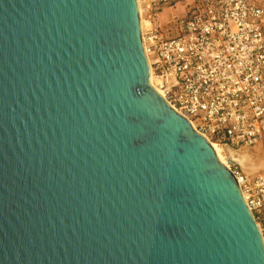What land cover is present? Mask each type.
<instances>
[{
  "label": "water",
  "instance_id": "obj_1",
  "mask_svg": "<svg viewBox=\"0 0 264 264\" xmlns=\"http://www.w3.org/2000/svg\"><path fill=\"white\" fill-rule=\"evenodd\" d=\"M0 264H264L233 175L150 84L136 0H0Z\"/></svg>",
  "mask_w": 264,
  "mask_h": 264
},
{
  "label": "built area",
  "instance_id": "obj_2",
  "mask_svg": "<svg viewBox=\"0 0 264 264\" xmlns=\"http://www.w3.org/2000/svg\"><path fill=\"white\" fill-rule=\"evenodd\" d=\"M173 1L136 0L152 86L225 158L264 146V0H184L161 21ZM226 164L264 240V174Z\"/></svg>",
  "mask_w": 264,
  "mask_h": 264
},
{
  "label": "rangeland",
  "instance_id": "obj_3",
  "mask_svg": "<svg viewBox=\"0 0 264 264\" xmlns=\"http://www.w3.org/2000/svg\"><path fill=\"white\" fill-rule=\"evenodd\" d=\"M165 11L166 12L161 14V21L165 22L168 20L172 22L176 18L185 16L187 11V4L184 0H175L169 4V7H167ZM238 153L244 155L248 154L246 155L245 159L242 158L239 159L240 161L245 160L244 162H250L252 166V168L243 169L240 168V166L238 165H234L240 171H242L245 174H256V173L264 174V146L241 149L240 151H238Z\"/></svg>",
  "mask_w": 264,
  "mask_h": 264
},
{
  "label": "bare ground",
  "instance_id": "obj_4",
  "mask_svg": "<svg viewBox=\"0 0 264 264\" xmlns=\"http://www.w3.org/2000/svg\"><path fill=\"white\" fill-rule=\"evenodd\" d=\"M139 21H140V27H141V29L143 28V22H142V19L140 18V16H139ZM152 81H151V79H150V84L152 85V83H151ZM209 144L211 145V147H212V149L214 150V152H215V154H216V156L218 157V159L220 160V162L225 166V167H227V159L221 154V151H220V149L217 147V146H215L213 143H211V142H209ZM240 155H242L241 157H242V159H245V157H246V155H248V154H240ZM234 159V158H233ZM255 160V159H254ZM245 161V160H244ZM260 165V164H259ZM244 166L245 167H247V168H252V166H251V163L250 162H245V164H244Z\"/></svg>",
  "mask_w": 264,
  "mask_h": 264
}]
</instances>
